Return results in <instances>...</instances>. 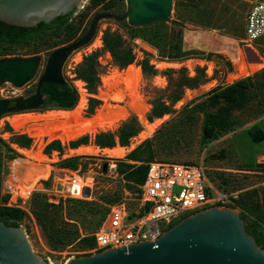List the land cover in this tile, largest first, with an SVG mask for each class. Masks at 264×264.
Here are the masks:
<instances>
[{"label": "rangeland", "instance_id": "374dc122", "mask_svg": "<svg viewBox=\"0 0 264 264\" xmlns=\"http://www.w3.org/2000/svg\"><path fill=\"white\" fill-rule=\"evenodd\" d=\"M127 1L102 0L97 5H91V0H86L85 5L71 16L74 22L83 20L80 31L74 39L61 42L65 34L61 32L50 36L37 52L29 47H18L2 54L1 58L38 57L39 67L35 76L24 86L19 87L10 81L1 83L0 96H2L1 94L15 95L8 92L10 89L13 91L18 89V93H22L29 83L38 82L53 53L57 50L66 49V56L59 58L62 78L65 83H70L77 88L79 98L80 89L77 81L84 82V94L87 98L84 121L86 115L91 114L87 111L91 97L100 100L95 108V113L97 108L106 101L100 95L103 88L102 76L114 68H126L119 67L111 52L103 47L104 32L107 29L117 32L124 39L125 46L131 47L135 52L136 59L133 63L140 65V61L147 57L158 69L156 75H146L142 70L139 93L148 105L146 120L150 121L153 107L159 99L171 104L172 108V111L167 113L168 117L157 127L153 136L139 142L132 151L145 141L150 140L153 154L151 162L203 165L216 188L230 193L253 191L256 195L252 199L261 200L264 193V138L261 141H256L253 135L258 131L264 133V68L251 76L252 82L249 87L248 99L235 107L231 106L223 115H216V121L213 123L215 127L213 135L206 137L204 134L208 114L217 113V107L209 105V93L217 85L228 84L227 75L236 70V64L230 60L229 53L221 54L218 52L220 42L228 38L237 40L241 45L240 50L244 48L246 51L245 46L248 45L258 56L264 57V41L250 42L245 36L246 2L244 0H202L201 5L197 7L190 5L187 0H174L170 19L137 26L132 25L128 20L127 13L130 8ZM177 36L181 38L183 50L190 51L188 55L183 57L184 59L180 60L170 57L173 53V45L177 43ZM139 40L148 42L154 50L145 48L139 43ZM91 53H97L99 61L97 67L100 80L95 92H90L86 81L78 78L76 73L84 57ZM246 60L251 63L250 58L247 57ZM162 61L171 64L158 66V62ZM210 63L214 65L211 75L208 74ZM197 66L206 67L208 81L196 88H185L182 98L172 104L171 95L177 92V81L181 76L180 69L186 67L189 75H195ZM162 77L166 79L164 82ZM213 80L214 83L209 84ZM50 109L62 108L38 109V111L29 112L18 111L0 118V135L4 139L3 142L0 140V149L7 153L11 148L15 153V158L3 157L2 159L0 203L19 207L27 213L21 225L25 229L35 253L48 258L51 264H65L71 257L92 255L99 252L95 248L87 247L85 242L80 241V239L86 235H95L97 230L101 232L104 222L114 209H122L128 213H136L139 210L142 201L140 184L119 172L118 162L149 163L147 160L151 154L148 152L143 154L146 160H134L127 156L125 158H112L104 152L75 154L71 153L69 144H62L64 148L61 155L58 150H53L48 154L51 156L50 160H36L32 155L23 152L24 149L33 147V141L31 146L26 148L18 144L12 137L19 134L28 135L27 131L19 130V128H24L26 123L36 124L38 118L35 122L23 119L22 122L13 124L8 117L31 112L41 116ZM95 113L91 115L90 121L94 120ZM45 121L59 122L61 120ZM83 121L77 123L85 124L86 122ZM128 123H134L141 130L144 128L143 122L132 112L116 130L104 132L115 133L117 144L119 143V130ZM39 133H36L32 139L34 140V137ZM49 136L50 134H48ZM89 137V143L96 144L95 135H89ZM134 138L135 136L131 137L129 145ZM43 148L45 149V145ZM68 157H75V161L78 162V169L61 167L60 161ZM33 159L37 162L35 163ZM27 168L35 169L41 173L37 184L32 188L22 182L23 171ZM56 176H64L70 179H76L78 176L85 186L91 188L92 191L88 196L84 195L85 189L80 195L77 189H73L72 193L60 192L57 188ZM223 178L226 179L227 186L223 184ZM47 180L48 184L45 183ZM9 184L15 186L19 184L27 189L31 196L24 197L21 194L22 191L15 187V192L19 191L20 194L17 199H14L15 192L10 191L7 186ZM34 193H41L48 202L59 205L60 221H67L78 229V238L73 240L70 245L59 250L53 249L50 245L41 225L32 212L31 201ZM4 195L10 196L8 201L4 200ZM238 195L241 197V194ZM82 201H88V203ZM233 208L240 210L242 214V209L238 205ZM245 215L247 218L246 227L264 232L261 223L256 225L252 222L251 216L247 213ZM182 218L181 216L175 221L178 222ZM170 227L165 228V230Z\"/></svg>", "mask_w": 264, "mask_h": 264}, {"label": "trees", "instance_id": "16d2710c", "mask_svg": "<svg viewBox=\"0 0 264 264\" xmlns=\"http://www.w3.org/2000/svg\"><path fill=\"white\" fill-rule=\"evenodd\" d=\"M102 0H91V5H97ZM192 6H200L202 0H187ZM69 14L59 15L52 19L50 22L41 21L36 26L21 27L17 25H11L0 20V56L6 54L9 51L14 50L18 47H29L32 48L34 52H37L39 47L48 41L50 36L53 34H59L64 32V37L61 42H67L75 38L79 33L83 20L79 22H74V20L69 21ZM144 37V36H143ZM145 38V37H144ZM103 47L110 51L115 63L121 67L125 68L129 64L133 63L136 59V54L131 47H126L124 39L117 32H112L107 29L103 34ZM146 39V38H145ZM183 41V40H182ZM240 42L234 39H224L218 45V52L223 54L228 52L230 55V60L236 62L239 60V50ZM192 51V50H191ZM171 58L174 59H184L190 51H184L182 47V42L180 36H177V43L173 45ZM1 58V57H0ZM98 54L91 53L84 57L83 61L77 70V77L83 79L87 83V88L90 92H95L97 85L99 84L98 75ZM143 72L146 75H156L158 74V69L156 65L151 62L147 57L140 61ZM181 76L177 81V92L171 95L172 104L179 101L184 93L185 88H196L200 84L208 81L206 74V67H196V74L189 75L187 73V68L182 67L180 69ZM259 72V71H258ZM257 72V73H258ZM256 74V73H255ZM251 76L239 79L231 84L217 85L209 93L210 101L209 105L212 107H217V113H209L207 117V122L204 126V134L206 137H211L214 133L213 123L216 121V115H223L231 106L235 107L241 102L248 99L250 95L249 87L251 84ZM42 91L46 95V102L41 109L48 108H62V109H72L79 101V94L77 88L70 83H46L42 87ZM102 100V99H101ZM100 103V100L91 97L89 99L87 111L91 114L86 115L83 122H88L91 120V115L95 113L96 106ZM172 111L171 104H167L165 101L159 99L156 101L151 116L150 121L156 117H162L163 115L170 113ZM82 123H76L75 126L81 125ZM10 125V124H9ZM30 128V134H19L12 137L18 144L23 147H29L32 144V137L38 131L43 130L47 132L52 128H68L67 122L61 124L44 123L39 124L27 123ZM11 127V126H10ZM12 128V127H11ZM13 130V129H12ZM141 129L134 123H128L121 127L119 130V143L122 146H128L131 137L136 136ZM116 134L112 132H100L95 135V143L101 147H114L116 145ZM256 141H261L264 138L263 131H258L253 135ZM0 140L3 142V138L0 135ZM90 140L89 135H85L71 141L69 143L70 147L76 148L82 144H88ZM150 140L145 141L139 147L134 149L131 153L127 155L128 158L134 160H146L144 159V153H150V157L147 161L151 162L153 158L152 149L150 146ZM63 145L60 140H55L49 143L45 147L46 153H51L53 150L60 151V155L63 153ZM3 157L15 158V153L10 148V151L4 153L0 149V192H1V168ZM149 163L132 164L125 161L118 162L119 172L123 173L128 179L142 184L147 176L149 170ZM61 167H67L73 170L78 169V162L75 161V157H68L60 161ZM222 182L227 186L226 179H222ZM256 192V191H255ZM235 199V203L231 204L233 207L238 205L242 209V217L247 221L245 213L253 218L256 225L261 223L264 227V193L262 199H252L256 194L253 191H245ZM32 212L36 217L38 223L41 225L50 245L53 249L59 250L68 245H70L73 240L78 238V229L75 225L68 223L67 221H60V207L57 204L50 203L41 193H34L32 195ZM9 195H4V200L8 201ZM1 199V193H0ZM81 202V201H80ZM88 203V201H82ZM110 204V203H109ZM215 205H221L220 203ZM27 213L15 206H8L0 203V219L4 220L9 225H21L22 220L26 217ZM188 216V215H187ZM247 230L252 233L260 246L264 247V232L259 229H250L248 226ZM84 241L86 246L89 248H94L96 246L95 235H86L80 239Z\"/></svg>", "mask_w": 264, "mask_h": 264}, {"label": "water", "instance_id": "95a60500", "mask_svg": "<svg viewBox=\"0 0 264 264\" xmlns=\"http://www.w3.org/2000/svg\"><path fill=\"white\" fill-rule=\"evenodd\" d=\"M85 2L0 0V20L21 27L36 26L59 15L72 16ZM127 2L129 22L145 26L170 19L174 0ZM245 49L251 48L246 45ZM66 54V49L53 53L40 77L38 93L27 99L26 105L18 104L15 107L18 111H34L42 105L40 88L43 83H65L59 58ZM38 67V57L0 58V85L4 81L24 85L35 76ZM8 101L0 99V116L7 111ZM86 193L89 194L90 190L87 189ZM0 264H51V261L34 252L22 225H9L0 219ZM65 264H264V247L247 230L240 210L212 205L184 217L155 240L109 247L92 255L74 256Z\"/></svg>", "mask_w": 264, "mask_h": 264}, {"label": "bare ground", "instance_id": "6f19581e", "mask_svg": "<svg viewBox=\"0 0 264 264\" xmlns=\"http://www.w3.org/2000/svg\"><path fill=\"white\" fill-rule=\"evenodd\" d=\"M139 43L147 49L154 50V48L144 40H139ZM247 57L251 59V63L247 62L246 60ZM170 64H171L170 62H166V61L158 62V66H166V65L169 66ZM234 64H236V70L230 72L226 77L228 84H231L239 79L252 76L256 72L264 68V57L258 56L251 49H247L245 51L243 48L240 50L239 60L236 61ZM212 66L214 65L210 63V67L208 68V74L210 75L212 71ZM141 78H142V68L140 65H137L135 63L129 64L125 69H118V68L112 69L108 74L102 76L103 88L101 90L100 95L103 96L106 99V101L100 107L97 108L96 113L94 115V120L88 121L85 124L79 125L77 127L53 130L50 133L49 142L60 140L62 144L67 145L71 141L79 139L84 135L94 136L99 132L114 131L119 127L120 123L133 112L143 122L144 128L138 133L137 136H135L133 142L130 145L122 146L121 144L117 143L114 147L102 148L96 144L88 143V144L80 145L79 147L76 148H72V147L70 148L71 153H75V154H99V152H104L105 154H107L109 157L112 158H125L128 155V153L132 151V149L139 142L152 137L155 130L160 125V123L168 117V114H165L162 117L155 118L153 121L146 120L145 116L147 113L148 105L142 99L141 93H139V84L141 82ZM164 78L162 77L163 82L164 80H166ZM211 83H214V80L211 81L209 84ZM77 85L80 89V98L77 105L74 108L55 109V110L50 109L47 110L45 115H41V116H43L44 119L48 121L64 120L70 124H75L77 122L83 121L84 115L86 113L85 109L87 106L86 105L87 98L86 95L84 94V90H85L83 88L84 82L78 80ZM38 117L40 116H38L36 113L31 112V113L16 114L13 117H8V119L13 124H15L22 122L23 119H27L31 122H35L37 121ZM32 145H33V147H31L32 149L31 148L27 150L24 149L23 152L25 154L32 155L33 157H35L36 160L51 159V157L41 152L42 151L41 149L45 145V136L43 134L41 133L37 134L34 137ZM31 150L32 152H34L33 154ZM22 176H23L22 182H25L30 188H32L34 185L37 184L41 176V173H39V171L35 169L27 168L26 170L23 171ZM56 179H57L56 181L58 182L57 188L60 192L72 193L73 189L74 190L77 189L80 195L83 189H85L86 187L83 181L80 178H78V176L76 179H70L64 176H56ZM70 182H73V184H70ZM12 184L7 185L10 191L15 192L16 191L15 187H17L22 191L21 194L24 195V197L31 196L30 195L31 193H29V191L24 187L20 186L19 184H16V186ZM87 189L90 190V193L92 191V189L87 186L84 192L85 193L84 195L86 196L90 195V193L89 194L86 193ZM19 194H20L19 191L15 192L14 199H17V196ZM118 211H119L118 209L117 210L114 209V212H118ZM105 227H106V223L104 222L103 230L105 229Z\"/></svg>", "mask_w": 264, "mask_h": 264}, {"label": "built area", "instance_id": "2783aa9c", "mask_svg": "<svg viewBox=\"0 0 264 264\" xmlns=\"http://www.w3.org/2000/svg\"><path fill=\"white\" fill-rule=\"evenodd\" d=\"M244 1L246 39L254 43L264 41V0ZM140 187L139 210L136 213L112 211L105 221V229L95 233V250L155 240L179 217L218 203L234 204L239 193L216 188L203 165L175 162H150Z\"/></svg>", "mask_w": 264, "mask_h": 264}, {"label": "flooded vegetation", "instance_id": "af4514ba", "mask_svg": "<svg viewBox=\"0 0 264 264\" xmlns=\"http://www.w3.org/2000/svg\"><path fill=\"white\" fill-rule=\"evenodd\" d=\"M69 15H71V14H69ZM69 21H72V17L71 16H69ZM45 71V70H44ZM43 71V72H44ZM39 82H40V79H39V81L37 82H31V83H29L27 86V88H25V90L22 92V93H18V89H15V91H13V90H8V92L9 93H12V94H15V95H5V94H1L2 96H0V99H8L9 101H8V106H7V111L5 112V113H3L1 116H0V118L1 117H3V116H5V115H7V114H13V113H16V112H18V110L15 108V107H17V105L18 104H20V105H22V104H25L26 105V100L27 99H29L30 97H33L34 95H36L37 93H38V85H39ZM27 84V83H26ZM44 84H46V83H43L42 84V86H41V88H40V92H41V94H42V99H43V103H42V105H40V106H38L36 109H34V111H38V109H41L42 108V106L45 104V102H46V95L44 94V92L42 91V87H43V85ZM25 85V84H24ZM24 85H21V86H24ZM20 87V86H19ZM13 88V87H12ZM24 111H30V110H24ZM41 111V110H40ZM19 112H21V111H19ZM37 114V113H36ZM16 115V114H15ZM37 115H39V114H37ZM42 115H45V114H42ZM40 122H44V123H47V124H49V123H53V124H61V123H63V122H65V121H63V120H61V121H59V122H47V121H45L44 120V117L43 116H40V117H38V122L36 123V124H39ZM10 124V123H9ZM27 124V123H26ZM69 124V123H68ZM76 124V123H75ZM75 124H69V125H71L70 127H68V128H71V127H75ZM82 125V124H81ZM59 129H66V128H52V129H49L47 132H44L43 130H41V131H38L37 133H41V134H43L44 136H45V147L49 144V137H48V134H50L49 132H51V131H53V130H59ZM18 130V129H17ZM19 130H25V131H27L28 132V135L30 134V128H29V126H27V125H25L24 126V128H19ZM34 136V135H33ZM83 145V144H82ZM30 147V146H29ZM29 147H26V148H29ZM42 153H44V154H46V152H45V149L43 148V150H42ZM49 153H47L46 155H48ZM59 154H60V151H59ZM49 157H51V156H49ZM37 161L35 160V163H36ZM45 183H47L48 184V180L47 181H45ZM87 187H85V189H86ZM85 192V191H84ZM85 194V193H84Z\"/></svg>", "mask_w": 264, "mask_h": 264}]
</instances>
